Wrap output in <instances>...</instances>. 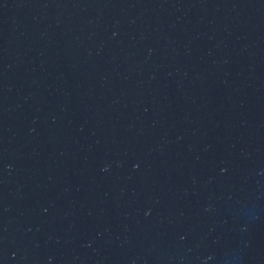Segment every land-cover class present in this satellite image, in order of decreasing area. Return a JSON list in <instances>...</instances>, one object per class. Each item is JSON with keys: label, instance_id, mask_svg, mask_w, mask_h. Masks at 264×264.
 I'll use <instances>...</instances> for the list:
<instances>
[{"label": "water", "instance_id": "obj_1", "mask_svg": "<svg viewBox=\"0 0 264 264\" xmlns=\"http://www.w3.org/2000/svg\"><path fill=\"white\" fill-rule=\"evenodd\" d=\"M0 264H264V0H0Z\"/></svg>", "mask_w": 264, "mask_h": 264}]
</instances>
